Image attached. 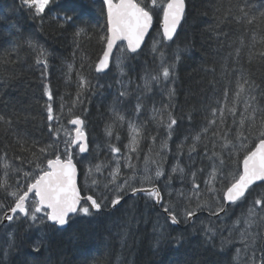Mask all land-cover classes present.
<instances>
[{
    "label": "snow or ice",
    "instance_id": "6c2138e0",
    "mask_svg": "<svg viewBox=\"0 0 264 264\" xmlns=\"http://www.w3.org/2000/svg\"><path fill=\"white\" fill-rule=\"evenodd\" d=\"M59 2L20 0L29 18L41 25L46 12H51L50 6ZM103 3L106 5V22L99 41L104 49L102 57L95 64V71L102 72L109 68L117 42L126 41V45L117 49L120 55L115 58V66L120 76L124 77L125 54L139 55L145 37L153 30L154 12H158V27L156 35L151 37L149 51L154 61H158V71L145 67L139 78L140 83L135 84L134 89L131 79L117 81V92L109 105L110 120L105 126L109 141L105 147L113 159H97L85 167V188L95 195H82L77 184L78 167L73 158V149H76L77 155H91L85 120L80 116L69 119L68 123L75 126L71 132L59 126L60 116L53 114V90L48 72L52 53L30 35L26 37L24 43L35 54L34 64L40 72L47 97L44 107L51 142L40 145L25 133L12 129V120L0 115V124L8 126L6 132H12L20 153L13 160L8 159L7 152L0 156L3 159L0 165L3 170L0 195L11 200L10 205L0 200V233L7 239L6 244H0V264H13L15 256L21 257L18 264H45L41 257L49 250L51 236L41 226L62 231L70 224L72 216L90 218L109 208L123 207L121 202L128 196L133 199V204L125 208V212L131 214L125 218L127 227L122 229V244L129 236L128 228L133 226V220L139 222L135 216L134 202L144 198L146 205L151 203L163 210L165 223L170 226L191 224L195 231L198 213L207 212L210 218L214 217L220 223L200 221L206 245L224 254L229 245L238 243L240 247H235L232 252L230 264H264V199H252L239 217L231 224L225 223L234 207L247 200L246 194L254 184L261 182L264 185V86L258 84L253 74L244 67L245 62L250 65L256 58L264 60V49L256 50L258 45H264V9L254 4L253 0H235V3L227 0L226 7L224 0H217L212 5L214 14L223 13L215 16V24L209 29L215 32L217 38H227L229 35L221 30V25L235 24L243 31L238 37L239 46L233 47L230 43L228 47L233 50L223 58L221 75L234 76V79H228L222 98L215 100L216 107L201 104L199 110L193 109L202 113L199 130L185 136L175 145L173 152L169 141L179 127L174 114L177 107L174 101L176 69L182 50L177 48L169 61L166 47L169 42H174V38H178L177 29L186 19V0H103ZM53 19L61 22V28H74L73 62H64L67 68L65 76L70 79L75 69L76 51L80 50L79 38L90 36L87 28L78 25L77 18L68 12L53 14ZM10 51L15 52L16 48ZM85 59L82 55L79 69L75 71L78 91L75 101L68 108L69 114L77 104H84V91H91L93 87L92 81L84 75ZM9 62L16 63L8 59L0 61L4 64ZM229 62L233 65L230 70ZM206 71L214 73L215 68L210 67ZM233 83L235 90L229 103V89ZM154 87L167 102L160 101L159 106L153 102L146 109L144 100L153 94ZM132 96H135L136 102L129 118L123 111V105ZM60 99V114L63 115L65 105L63 97ZM145 111L149 113L148 119H140ZM192 118V113L186 115L189 122ZM149 123L157 129L156 135L148 133ZM125 125L128 143L123 146L125 151L122 152L121 147L111 141H120L118 129H123ZM160 130H163L162 136ZM144 142L149 145L146 152L141 147ZM99 147L96 146L97 151ZM169 155L174 161L171 164L167 160ZM185 157L186 161L182 163ZM198 159L200 163L208 162L203 187L197 179L198 174L205 173V169L198 166ZM17 161L18 164L15 163ZM26 166L31 170H25ZM10 175L15 177V183L10 181ZM174 180L181 184L180 188H175ZM185 182L190 185L187 189L183 187ZM106 193L112 198L109 199ZM82 201L85 203L82 204ZM22 220L28 225L26 232L36 230L38 234L31 243H25L20 248L16 243L15 229L8 231V228ZM164 227L157 220L154 231L159 230L161 238L165 236ZM225 230L227 236L224 235ZM218 237L219 248L213 243ZM171 239L176 247L185 242L183 236ZM159 243L158 240L157 246Z\"/></svg>",
    "mask_w": 264,
    "mask_h": 264
},
{
    "label": "trees",
    "instance_id": "16d2710c",
    "mask_svg": "<svg viewBox=\"0 0 264 264\" xmlns=\"http://www.w3.org/2000/svg\"><path fill=\"white\" fill-rule=\"evenodd\" d=\"M216 2L217 0H186L188 6L186 19L177 34L178 38H175L174 42H169L166 47L169 61L177 48L182 50L176 69V98L174 101L177 106L174 114L179 122V127L173 133L172 140L169 141L173 152H175V145L185 136L199 130L202 113L194 112L193 109L199 110L201 104H210L212 107H216L215 100L222 98L228 79H234V76L221 75L223 58L233 50L228 47L230 43L233 44V47L239 46L238 37L243 34V31L235 24L221 25V30L229 35L227 38L223 36L217 38L215 32L209 30L215 24V16L223 14L222 12L214 14L212 5ZM253 3L264 9V0H253ZM224 5L227 6V0H224ZM105 6L103 0H60L59 4L50 6L51 12H46L44 23L41 25L38 21L29 18V14L20 0H0V61L4 59L16 61V63H0V115L12 120V129L25 133L40 145L51 142L48 131L49 122L44 107L47 97L44 94L40 72L34 64L35 54L24 43L26 37L30 35L52 53L48 72L53 90V114L60 116L59 126L68 131L73 127L68 123L69 119L80 116L85 120L91 155L86 153L77 156L76 149H73V158L80 168L79 179L83 195H95L93 191L85 188L83 178L86 164L95 163L99 158L104 161L113 158L105 147L109 143L105 135V126L110 120L109 105L117 92V81L131 79L134 82V89V85L140 83L139 78L145 67L158 71V61H154L149 51L151 37L156 35L155 30L158 27V12H154L153 32L139 55L125 54L124 77L120 79L115 73L114 62L111 70L106 74H99L95 71V64L102 57L104 49L99 37L104 34ZM60 12L74 15L77 18V24L86 27L90 36V38L86 36L79 38L80 50L76 51L75 69L70 79L65 76L67 68L64 62H73L74 28L59 26L61 22L53 19V14ZM245 42H248L247 37H245ZM13 47L16 48L15 52L10 51ZM262 49H264V45H258L256 50ZM82 55L86 58L84 60L86 65L84 75L92 81L93 87L91 91H84L82 96L84 104H77L69 114L68 108L75 101L78 91L75 71L79 69ZM210 67L215 68L214 73L206 71ZM232 67L233 65L229 62V70ZM244 67L253 74V78L258 84L264 86V60L256 58L250 65L245 62ZM234 90L235 84L233 83L229 89V103ZM61 97H63L65 105L63 115L60 114ZM160 101L167 102L165 97L154 87L153 94L145 98L144 104L147 109L153 102L159 106ZM135 102V96H132L123 105V111L129 118ZM189 113H192L193 117L191 122L186 119V115ZM148 115L149 113L145 111L140 119L147 120ZM53 126L57 125L54 123ZM7 128V125L0 124V156L7 152L8 159L13 160L15 155L20 154L19 146L14 143L12 132H6ZM118 130L120 141L112 140L111 143L121 147V151L124 152L123 146L128 143L126 125L123 129ZM147 131L151 135L157 134V129L151 123H149ZM160 135H163V130H160ZM61 139H63V132ZM97 145L100 146L99 151L96 150ZM148 146L147 142L142 143L141 147L144 152L147 151ZM143 154L142 152L141 157ZM167 160L168 164L174 162L171 155ZM80 161L83 163L81 164ZM185 161L186 157L181 162L185 163ZM2 163L3 159H0V165ZM198 166L205 169V173L198 174L197 179V182L201 183V187H203L202 180L206 178L208 162L205 160L200 163L198 159ZM25 170L31 169L26 166ZM2 171L0 168V175H2ZM10 181L15 183V177L10 175ZM173 184L175 188L181 187V184L175 180ZM189 186L188 182L183 185L185 189ZM108 195L111 199V195ZM255 198L264 199V185L257 184L251 188L247 194V200L240 206L234 207L230 218L225 223L231 224ZM0 200H3L5 204H11V200L6 199L3 195H0ZM125 201L121 202L123 207L109 208L90 218L74 216L68 227L59 232L52 230L47 225L41 226L51 236L49 250L41 257V260L45 264H230L232 252L235 247H240L238 243L234 246L229 245L226 253L221 254L215 251L211 245L204 243L200 221L220 223L214 217L210 218L207 212L198 213L199 220L196 221L195 231L191 224L182 223L180 226H170L165 223L163 210L151 203L146 205L144 198L136 199L134 202L135 216L139 218V222L133 220V226L128 228L129 236L122 244V229L127 227L125 218L126 215L131 214L130 212L126 213L125 208L128 204H133V199L128 196L125 197ZM157 220H159V224L165 225L163 238L160 237L159 230L154 231ZM27 227L26 222L22 220L8 228V231L15 229L16 243L20 248H23L25 243H31L37 237V231L26 232ZM227 234V230H225L224 235L227 236ZM176 236L184 237L185 242L180 247H176L175 241L171 239ZM158 240L160 243L157 246ZM6 243V237L0 233V244ZM213 243L219 248V237ZM24 251L29 250L24 249ZM41 251L43 252V249ZM20 259V256L13 257V264H18Z\"/></svg>",
    "mask_w": 264,
    "mask_h": 264
},
{
    "label": "water",
    "instance_id": "95a60500",
    "mask_svg": "<svg viewBox=\"0 0 264 264\" xmlns=\"http://www.w3.org/2000/svg\"><path fill=\"white\" fill-rule=\"evenodd\" d=\"M105 7H106V6H105ZM186 10H187V9H186ZM183 21H184V20H183ZM183 21H181V25H182ZM181 25H180V26L178 27V29H177V34H178L179 30H180ZM153 29H154V22H153ZM152 32H153V30H150L148 36L145 37L144 44L141 45V49L139 50V52L145 47V45H146L148 39L150 38ZM174 39H175V38H174ZM123 44L126 45V41H118V42H117V46L113 49V54H112V58L110 59L109 68L105 69V70L102 71V72H98L99 74H106V73H108V72L111 70V67H112V64H113V60H114V56H115L114 54H116V52L118 51L117 49L120 48V46L123 45ZM72 126H73V125H72ZM73 127H75V126H73ZM88 143H89V139H88ZM84 154H86V153H84ZM74 160H75V159H74ZM75 161H76V160H75ZM77 167H78V164H77ZM79 178H80V168L78 167L77 184H78V186H79L80 189H81V186H80V179H79ZM257 184H261V182H257L256 184H254V185L252 186V188H253L255 185H257ZM250 189H251V188H250ZM81 190H82V189H81ZM249 191H250V190H249ZM81 194L83 195L82 191H81ZM31 195H32V194H30V197H31ZM246 196H247V194H246ZM81 203L83 204V203H85V202L82 201ZM72 217H74V216H72ZM5 223H7V222H5ZM180 225H181V224H180ZM180 225H179V226H180ZM67 227H68V226H67ZM67 227H66V228H67Z\"/></svg>",
    "mask_w": 264,
    "mask_h": 264
},
{
    "label": "rangeland",
    "instance_id": "374dc122",
    "mask_svg": "<svg viewBox=\"0 0 264 264\" xmlns=\"http://www.w3.org/2000/svg\"><path fill=\"white\" fill-rule=\"evenodd\" d=\"M125 44H123L122 46H120V47H123ZM115 56H114V60H113V62H114V68H115V73L119 76V78L121 79L122 77L120 76V73H119V69L115 66V58L117 57V56H119L120 55V53L117 51L116 52V54H114ZM126 56V55H125ZM74 130V127H72V128H70V130H68V131H73ZM75 153H76V151H75ZM77 155V154H76ZM78 156V155H77ZM100 159V158H99ZM111 159H113V158H111ZM110 159V160H111ZM100 160H103L104 161V159H100ZM90 163H93V162H90ZM90 163H88V164H86V166L87 165H89ZM85 166V167H86ZM84 179V178H83ZM84 182H85V180H84Z\"/></svg>",
    "mask_w": 264,
    "mask_h": 264
},
{
    "label": "bare ground",
    "instance_id": "6f19581e",
    "mask_svg": "<svg viewBox=\"0 0 264 264\" xmlns=\"http://www.w3.org/2000/svg\"><path fill=\"white\" fill-rule=\"evenodd\" d=\"M184 29V28H183ZM151 62V61H150ZM133 109V108H132ZM199 122V121H198ZM100 160V159H99ZM204 216V215H203ZM190 230V229H189ZM202 241V240H201ZM150 246V245H149ZM129 264H131V263H129Z\"/></svg>",
    "mask_w": 264,
    "mask_h": 264
}]
</instances>
